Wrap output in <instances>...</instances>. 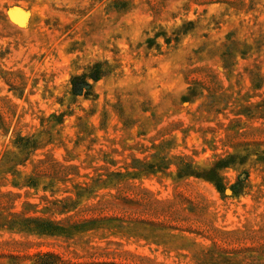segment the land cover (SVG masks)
I'll list each match as a JSON object with an SVG mask.
<instances>
[{
  "label": "rangeland",
  "instance_id": "obj_1",
  "mask_svg": "<svg viewBox=\"0 0 264 264\" xmlns=\"http://www.w3.org/2000/svg\"><path fill=\"white\" fill-rule=\"evenodd\" d=\"M0 264H264V0H0Z\"/></svg>",
  "mask_w": 264,
  "mask_h": 264
},
{
  "label": "trees",
  "instance_id": "obj_2",
  "mask_svg": "<svg viewBox=\"0 0 264 264\" xmlns=\"http://www.w3.org/2000/svg\"><path fill=\"white\" fill-rule=\"evenodd\" d=\"M102 72L103 71H101L99 69V67H94L92 69V71L89 73V75L82 74V75H74V76H72L71 79H70L72 93L74 95H83L84 93H87L90 90V88H91V85L88 82V78H90V79H92L94 81H97L101 77V75H103ZM212 182L215 183L216 188L220 192L224 191L225 187H224V185H223V183L221 181H219L216 178H213ZM242 183H243V179H242V176L240 175L238 181H236L235 183H233L230 186L231 191L234 194L240 193V191L242 189L241 188ZM196 252H198V251H194L193 253L195 254Z\"/></svg>",
  "mask_w": 264,
  "mask_h": 264
}]
</instances>
